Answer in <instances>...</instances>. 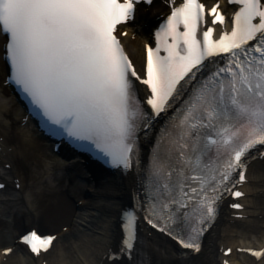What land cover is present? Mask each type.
Wrapping results in <instances>:
<instances>
[{
    "label": "snow or ice",
    "instance_id": "obj_1",
    "mask_svg": "<svg viewBox=\"0 0 264 264\" xmlns=\"http://www.w3.org/2000/svg\"><path fill=\"white\" fill-rule=\"evenodd\" d=\"M141 3L152 0H0L6 82L39 126L136 179L108 264H137L141 219L200 254L222 202L244 197L252 154L264 155V0H227L230 17L220 3L170 0L138 69L120 26ZM56 240L32 230L18 243L39 257Z\"/></svg>",
    "mask_w": 264,
    "mask_h": 264
},
{
    "label": "bare ground",
    "instance_id": "obj_2",
    "mask_svg": "<svg viewBox=\"0 0 264 264\" xmlns=\"http://www.w3.org/2000/svg\"><path fill=\"white\" fill-rule=\"evenodd\" d=\"M166 11V5L162 2V0H156L152 4L149 12H146L144 9L137 10V18L139 19V22L137 25L128 26L130 33L135 32L138 34L139 31H144L146 26L152 24L157 18L163 16ZM129 50L135 62L140 65L143 54L141 52L139 41L135 40ZM9 114L10 110L6 108L4 104H0V117ZM31 130L30 126L26 125L16 128L15 135H13V137L16 138L20 147V161L23 164L24 172L29 182V187H31L32 196L35 198H41L44 194H48L50 192L52 193V191L58 189L57 187L61 185V182L64 179L68 180V182H72L73 185L74 174L72 173L70 165L60 167L55 158L52 157L51 153L47 152L46 142L44 140L39 141L35 138ZM65 174L67 176H65ZM111 178L112 185L116 186V195L117 199H119L118 202L122 204L123 202L130 200L135 186V177L131 175H123L118 177L113 176ZM263 178L264 177L259 174L257 181H253L249 184L250 186L246 187L250 193V197L248 196L245 200L250 201L252 197H254V193H256L258 201L261 198H264V192L261 195L258 194L259 190L264 191ZM84 183L87 186L80 192L82 194L81 197L76 199V202L82 199V203L79 206L75 205L73 217L71 221L67 223V231L60 232V241L63 242V249L61 248L58 252L55 251L56 249H52V253L49 251L44 257V259L48 260V264H108L106 261H103L102 258L108 251L110 245L113 243L112 236L113 239L115 238L116 227L113 222L114 217L107 214V209L104 206L98 205V203L102 202L99 199H96L97 196L93 193V191H91V184H95L94 181L89 180ZM252 187L255 188L254 191L251 190ZM258 201H254V204H256L254 209L249 207L250 209H247L244 212L251 215L255 214V217L258 218L259 214L263 213L264 210V205ZM19 204L21 203L18 198L14 201L12 200L9 204H7L6 200L0 201V211H2L0 213H3L4 211L7 213L6 211L8 209H10V212H13L12 209L16 208V205ZM23 211L24 209H22V212ZM10 212L8 211V213ZM231 219L232 218L229 217V215H226V217L223 218V225L226 227L227 225L225 223H229ZM6 221H9V223L11 221L18 224L23 223V221L20 220L19 217L16 218L14 214L11 215L10 220L8 219L5 220V222ZM249 229L250 228H248L247 231H249ZM221 230L222 233L225 231L224 229ZM214 231L216 232L217 229ZM14 232H16V230ZM14 232L9 234V236H5L2 240L7 241L9 239L8 241H12L17 235H14ZM241 234H244V232H241ZM259 239L262 238L250 237V239H247L246 241L251 243L257 242ZM216 241H218L217 245L225 242L229 244L230 242L233 246H236V244L239 243V241H236L237 243H235L234 239L222 238L220 235L215 237L214 234H211L206 240V247L203 251L205 252L204 255L190 258H180L178 256L179 250L173 241L160 234H153L152 236H149L146 233L142 244V264H216L215 261L218 256V254L214 251ZM231 244L229 245L231 246ZM259 244L260 247H264V239L261 240ZM253 245L256 244L253 243ZM20 249V251H23L22 248ZM232 258L236 262H241L243 264L248 262V260L244 258L241 260L236 253L232 254ZM15 264L31 263H27L26 261L20 259ZM249 264L251 263L249 262ZM257 264H264V262L262 263L261 261Z\"/></svg>",
    "mask_w": 264,
    "mask_h": 264
},
{
    "label": "rangeland",
    "instance_id": "obj_3",
    "mask_svg": "<svg viewBox=\"0 0 264 264\" xmlns=\"http://www.w3.org/2000/svg\"><path fill=\"white\" fill-rule=\"evenodd\" d=\"M141 37H144V33L141 34ZM0 103H5V105H8L1 90H0ZM8 107H10V105L7 106V108ZM2 126L7 128L6 130L8 131V134H10V138H11L13 132L16 131V128H19L17 117L13 115L0 117V128H2ZM10 140L17 147L16 139L12 137V139ZM16 166L18 170L23 172L22 174L24 175V169L22 168V164L19 161H17ZM260 174L262 177H264V165L260 170ZM24 177L26 178L25 175ZM27 180L28 179L26 178V181ZM57 188L58 189L52 191V193L50 192L48 194H44V196L41 198L37 197L35 203L30 202L28 204V208L26 206L21 207V205H17L16 208L12 209L13 212H10V209H8L6 211L7 213H5V211L3 213H0V217H1L0 234H2L0 235L1 236L0 245L8 242L9 239L7 241L2 240L5 236L7 235L9 236V234H12L15 230L16 232H14V235H16L17 233H20L25 228L31 225L38 226L43 231H57L62 225H67V223L70 222L73 217L76 199L81 197V194L78 193V191H75L76 189L72 185H70L67 182V180H63L61 182V185H59ZM258 202L264 205L263 199H260ZM22 209H24L23 212ZM8 211L10 213H8ZM12 214H14L16 218L19 217L20 220L23 221V223L18 224V223H14V221H11L10 223L9 221L5 222V220L8 219L10 220ZM238 223L239 225L236 228H232L228 226L225 227L221 223V225L219 226V230H217L213 234L215 235V237H217V235H220L222 233L221 229H224L225 231L223 232L224 234L222 235L226 236L229 239H234L235 241L239 240V241L247 242L246 240L247 239L249 240L250 237L251 238L259 237L262 239H259L257 242H251V243L259 244V242H261V240L264 239V217L258 219H255L254 217H250L247 219L239 220ZM248 228H250L249 231H247ZM241 232H244L245 236L244 234H241ZM62 243L63 242L59 241V243L56 245L55 247L56 252L61 250ZM214 250L216 252L215 248Z\"/></svg>",
    "mask_w": 264,
    "mask_h": 264
}]
</instances>
